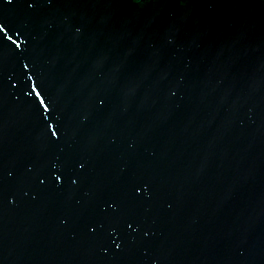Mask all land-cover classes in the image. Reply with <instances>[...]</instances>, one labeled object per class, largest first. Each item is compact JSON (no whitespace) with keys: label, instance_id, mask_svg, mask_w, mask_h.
I'll return each instance as SVG.
<instances>
[{"label":"water","instance_id":"1","mask_svg":"<svg viewBox=\"0 0 264 264\" xmlns=\"http://www.w3.org/2000/svg\"><path fill=\"white\" fill-rule=\"evenodd\" d=\"M22 2L0 3L29 58L0 96V264H264V0ZM33 70L51 114L9 82ZM112 199L140 224L121 251Z\"/></svg>","mask_w":264,"mask_h":264},{"label":"snow or ice","instance_id":"2","mask_svg":"<svg viewBox=\"0 0 264 264\" xmlns=\"http://www.w3.org/2000/svg\"><path fill=\"white\" fill-rule=\"evenodd\" d=\"M53 0H48V3L51 4ZM0 3H5L7 5H13L14 0H0ZM23 7L18 10L19 15H23L25 12L30 11L34 8V5L36 3V0H23ZM24 33L22 29L16 28L13 26V24L6 20V19H0V96L3 95L6 84L4 81V68L5 66L10 63L11 61L15 60L20 67L23 70L29 69V63L23 62L27 61L29 58L26 55L27 51V44L28 41L26 38L21 39L23 37ZM22 45H24L22 47ZM21 76H24V80H20L17 77H11L12 86L16 87L18 85H22L23 87H27L29 90L26 93V95L34 97L40 111L43 113L51 114L54 111V108L50 106V104L47 102L45 96L42 94L41 90L38 89V86L36 84V81L33 80L34 70L31 72L28 71H22L20 73ZM30 85V86H29ZM23 87L21 90H23ZM46 128L48 129L50 135L49 139L50 142L55 144L59 142L62 138V129L59 122H56L55 125L52 123H49L47 120H45ZM77 169L83 170L85 168V164L81 163L80 161H75ZM67 161L65 164H61L59 159L57 162L52 163V171L53 174L55 173H65ZM26 170L28 172H31L33 170V167H26ZM70 170V169H69ZM13 174H10L12 176ZM36 180L39 181L41 185L44 184V180L40 179V176L37 175L35 177ZM55 179L57 181L62 182V175L56 174ZM69 179L71 180V183L73 185H76L78 180L80 179L79 176L76 178H72L69 176ZM141 189L136 188L135 192L139 194ZM107 207H101L100 213L102 217V222L100 224V227H103L104 224H108L110 228L109 234L112 236H116L120 243L116 244V249L118 251L123 250L125 239L132 237L133 233L139 230L140 224L136 218L133 217H123L118 216L117 214L120 213V204L117 202V200L112 199L110 202H106ZM111 209V211H109ZM121 223L124 225L123 233L121 232ZM133 225H136V228H133ZM132 229V232L129 233L128 230ZM91 234H96V228H91ZM145 236L148 235L147 232L144 234ZM106 251V250H105ZM155 264V261L153 262Z\"/></svg>","mask_w":264,"mask_h":264}]
</instances>
